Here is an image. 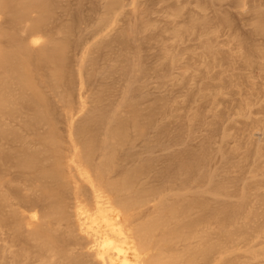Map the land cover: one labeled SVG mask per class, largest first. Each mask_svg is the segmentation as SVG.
<instances>
[{
  "label": "bare ground",
  "instance_id": "bare-ground-1",
  "mask_svg": "<svg viewBox=\"0 0 264 264\" xmlns=\"http://www.w3.org/2000/svg\"><path fill=\"white\" fill-rule=\"evenodd\" d=\"M67 1L0 0L1 264H231L221 236L232 240L239 232L228 228L248 192L240 193L242 204L220 200L229 196L230 180L209 169L207 144L201 151L187 146L162 164L148 148L134 151L155 130L158 143L170 134L158 121L167 103L144 108L136 93L138 74L148 69L138 47L119 62L126 83L120 99L103 82L114 69L105 66L113 60L107 52L116 44L130 49L129 36L148 21L118 39L127 0H98L85 34L74 16L59 22ZM190 25L207 32L211 22L203 15ZM253 26L262 39L242 43L245 62L264 65V11ZM167 57L177 65L176 54ZM262 152L253 154L261 159ZM249 253L264 261V248Z\"/></svg>",
  "mask_w": 264,
  "mask_h": 264
},
{
  "label": "rangeland",
  "instance_id": "rangeland-1",
  "mask_svg": "<svg viewBox=\"0 0 264 264\" xmlns=\"http://www.w3.org/2000/svg\"><path fill=\"white\" fill-rule=\"evenodd\" d=\"M98 4V0H68L58 11L59 22L66 23L74 16L87 34L97 20L94 11ZM174 9L181 14H175ZM123 10L114 33L118 39L131 24L148 21V26L129 36L130 49L116 44L107 52L113 60L105 66L114 69L103 76V82L113 88V99H120L126 83L118 72L119 62L138 47L148 68L138 74L135 84L139 100L144 108L163 104L160 100L167 103L168 112L159 115L158 121L169 129L170 138L178 140L167 145V137L158 143L159 131L155 130L148 140L138 142L134 151L146 152L148 148L162 164L187 146L201 151L207 144L212 151L209 169L218 179L230 180L229 196L220 200L242 204L240 193L248 192L240 217L228 228L239 232L232 240L221 236L227 251L224 256L231 264H264L249 255L250 249L264 248V136L259 132L264 129V65H248L247 51L242 49L245 40L258 44L262 39L255 35L253 22L256 13L264 11V0H127ZM203 15L211 22L207 32L190 25L191 19ZM221 17L232 23L220 25ZM180 28L183 36L176 39ZM213 45V50L224 55L211 54L208 46ZM168 52L176 54V66L171 65ZM258 147L263 151L261 159L253 154ZM5 238L8 240V235ZM9 262L7 258L5 264Z\"/></svg>",
  "mask_w": 264,
  "mask_h": 264
}]
</instances>
